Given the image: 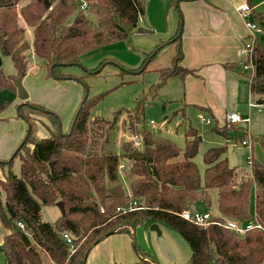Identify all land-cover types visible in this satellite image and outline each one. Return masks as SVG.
Returning a JSON list of instances; mask_svg holds the SVG:
<instances>
[{
    "label": "trees",
    "instance_id": "16d2710c",
    "mask_svg": "<svg viewBox=\"0 0 264 264\" xmlns=\"http://www.w3.org/2000/svg\"><path fill=\"white\" fill-rule=\"evenodd\" d=\"M83 3L87 4L90 16L82 9ZM146 3L147 0H0V88L16 90V79L25 77L29 69V44L21 20L33 30L34 52L45 61L48 77L85 87L72 129L71 123L63 132L59 116L46 112L52 117L49 138L35 137L36 125L28 114L44 113L45 108L29 101L18 106L17 117L30 130L27 129L17 154L0 161V165L11 167L14 158L19 156L21 160L19 177L9 170L0 180V222L9 231L0 244L5 264H85L97 244L117 233L131 235L133 248L143 264H159L140 251L136 242L134 231L146 221L178 232L192 250L191 264H264V231L253 229L239 236L225 228L226 221L248 223L254 216L264 228L263 164L251 155L248 174L223 158L227 147L212 148L204 155L203 180L195 162L201 144L197 129L189 124L185 147L179 148L172 140L145 128L143 101L135 110L126 111L123 125L129 120L132 137L124 144L123 154H115L107 147L108 135L115 130L122 112L118 111L113 120L92 119L91 110L104 95L91 98L82 78L58 73L61 67L80 66L81 58L90 52L127 41L134 33H149L139 25ZM260 19L264 30V13ZM180 30L181 27L158 48L160 51L175 44L177 55L171 68L160 70L161 82L156 88L171 78L180 76L184 80L195 75L193 70L180 65L184 57ZM157 53L148 54L143 66L132 71L145 72ZM3 56L11 57L17 70L15 76L3 73ZM106 65L108 62L92 74L101 73ZM253 67L251 95L256 105L264 106V33L255 43ZM9 104H0V115ZM213 131L227 141L231 132L242 134L244 140L250 135L241 123L227 121L221 126L217 124ZM134 137H140L139 145ZM250 137L264 149V135ZM123 161L125 168L121 171ZM120 173L129 180V190L120 183ZM212 190L217 192L219 210V216H213L212 221L220 225L203 228L182 218L183 211L199 202L210 206ZM253 190L254 216L250 213ZM59 202L64 204L65 214L54 223L44 222L43 208ZM134 202L138 209H131ZM19 222L24 229L17 225ZM64 234L72 237L73 245L67 243Z\"/></svg>",
    "mask_w": 264,
    "mask_h": 264
},
{
    "label": "rangeland",
    "instance_id": "374dc122",
    "mask_svg": "<svg viewBox=\"0 0 264 264\" xmlns=\"http://www.w3.org/2000/svg\"><path fill=\"white\" fill-rule=\"evenodd\" d=\"M147 1L149 2V0ZM253 5L257 8L258 13H264V0H253ZM167 6V9H161L154 4L146 3L145 22L148 23L150 17L159 15L164 19L161 20L159 25V27L164 25V29L159 28L161 31L167 30L168 24L172 22L173 14H176L180 18L179 20L182 17L185 22L182 9L176 10L175 6H170V9L172 8L170 11L169 4ZM85 11L90 16L87 12L88 10ZM261 14L258 16L261 17ZM21 26L26 28V40L29 44V49L26 52L29 69L23 85L30 95L29 102L39 104L45 108L42 110L44 113L38 111H30L28 113L36 125L35 137L40 140L49 138L52 135L49 130V128H53L52 117L46 112L56 113L60 118L61 130L63 132L68 130L81 105L85 87L73 81H58L50 76H46L45 79L47 74L43 75L45 61L35 55L33 30L23 20H21ZM142 27L145 26L142 25ZM154 30V28L149 29L150 33L141 37H131L127 41L118 42L103 49L90 52L81 58L80 66L61 67L59 69L58 73L82 78L83 83L87 86L88 91L86 94L89 97L94 98L104 95L103 100L91 110L92 119L113 120L118 111L122 112L117 117L115 130L108 135L107 147L115 154H123L124 144L130 141L132 137L128 129L129 120L126 125H123V121L128 116L126 111L135 110L139 103L143 101V104L145 102V109L142 118L145 128L172 140L179 148L184 149L185 147V132L189 124L197 129L201 135V144L195 157V162L199 167L203 180L206 168L204 155L212 148L227 147L223 158H227L231 166L239 167L248 174L251 173V163L249 161L251 155L264 165V149L260 143H253L250 137L251 135L256 137L264 135V111L259 113L258 109L260 107L258 105H256L258 108H254V113L251 116L252 126L250 127V123H246V127L250 130V135H248L250 145L244 146L242 144L244 140L242 134L231 132L229 133L230 139L227 141L226 137L213 131L216 126V119L210 113L194 106H185L184 84L180 76L171 78L164 85L156 88L161 82L160 70L173 66L174 58L177 55V46L175 44L167 45L158 51L161 44L169 42L172 38L157 34V30L152 33ZM155 40L156 42H154ZM150 53H152L151 56L155 53L157 55L148 63L146 71L143 73H139L140 71L133 72L132 70L143 66L144 60ZM2 61L3 73L6 76H15L17 70L11 57L3 56ZM104 62H108V65L101 73L92 74V71L103 65ZM253 74L252 66L247 71H244L246 78L251 77ZM19 100L17 91L8 87L0 88V104L10 103L8 109L2 114L5 122L10 123L9 118L12 117L18 118L17 110L18 106L21 105ZM203 118L209 119L211 123H207ZM151 121L156 124L154 128L151 125ZM20 122L24 126L23 121L21 120ZM15 129L16 127H13V131ZM26 133L27 126L25 135L19 145L26 137ZM9 170L18 177L21 175V160L19 156L13 159L11 167L4 165L2 171L0 166V178L3 175L7 176ZM119 181L125 190H129V180L123 173H120ZM254 199L255 192L253 190L250 200L251 215H254ZM2 200H5V194H2ZM192 210L210 212L212 216L218 217L216 190L211 191L210 206L205 202H199L193 206ZM60 215L61 212L57 206L44 207L42 220L47 223H54ZM152 225V222L146 221L145 224L139 225L135 229V238L140 251L154 256L159 264H190L191 250L185 239L178 232L165 225H163L164 234L158 236L151 230ZM4 234L5 227L0 222V239L4 237ZM172 236H177L176 238L179 239L174 237L172 239ZM168 245H170L171 249L168 248ZM132 249L135 252L133 242ZM135 256H138L136 252ZM0 264H5V258L1 251ZM138 264H141L140 261Z\"/></svg>",
    "mask_w": 264,
    "mask_h": 264
},
{
    "label": "crops",
    "instance_id": "0c3cea01",
    "mask_svg": "<svg viewBox=\"0 0 264 264\" xmlns=\"http://www.w3.org/2000/svg\"><path fill=\"white\" fill-rule=\"evenodd\" d=\"M147 3L161 9H167L169 4V9L170 6H175L176 10L182 9L184 12L185 22L181 16L179 20L180 18L173 14L172 22L164 31L160 30L164 29V25L159 27L161 20H164L159 15L150 17L147 23L144 18L145 12L143 20L140 19L143 23L140 22L139 25L145 26L146 28H142L147 30L154 28L152 33L157 30V34L170 38H173L181 27L184 57L180 65L195 72V75L187 76L184 80L181 78L184 84L185 106H194L210 113L216 119V125L220 126L225 122L228 113H237L243 119H250L251 127V116L257 106L250 90L253 75L247 78L244 75V71L248 69L246 68L248 62L243 54L245 44L250 42L251 38L238 7L248 4L252 8L249 19L262 26L259 17L261 13H258L253 5V0H149ZM144 34L148 33H134L131 37H141ZM262 35L256 36L255 43L262 39ZM45 73H47L46 66L43 75ZM46 76L48 73L45 79ZM259 107V113H263L264 106L259 105ZM14 118H9L10 123H7L4 116L0 115V160L6 161L11 155L13 156L25 135L27 124L19 117L15 118L17 121ZM241 126L246 127V122H242ZM13 127H16L14 131ZM248 131L250 133V130ZM0 166L3 171V166ZM3 179L4 175L0 180ZM157 224L161 233L153 232L161 236L164 234V228L162 224ZM8 233L5 228L0 244ZM173 237L177 236H172V239ZM131 238V235L126 233H117L104 238L91 250L85 264H138L139 261L143 264L140 258L135 256ZM168 248L171 249L170 245ZM191 255L192 250L190 258ZM151 258L155 259L154 256Z\"/></svg>",
    "mask_w": 264,
    "mask_h": 264
},
{
    "label": "built area",
    "instance_id": "2783aa9c",
    "mask_svg": "<svg viewBox=\"0 0 264 264\" xmlns=\"http://www.w3.org/2000/svg\"><path fill=\"white\" fill-rule=\"evenodd\" d=\"M82 9L83 10H88V6L86 3L82 4ZM238 11L241 13V17L244 20L245 26L246 28L250 31V42L245 44V49L243 51V54L246 58V61L248 62V64L246 65V68H249L250 66H252L253 70V53L255 50V39L256 36H260L264 33V30L262 28V26L259 23H256L254 21H251L249 19V16L252 13V8L248 5V4H244L241 5L240 7H238ZM204 119V118H203ZM207 123H210L211 121L209 119H204ZM229 123H242V122H246L249 123L250 119H243L239 114L237 113H228L226 115V120ZM151 125L154 128L155 127V123L153 121H151ZM134 140L136 142V145H139L141 143V139L140 137H134ZM242 144L244 146H249L250 145V140L249 138L247 140H244L242 142ZM125 168V163L124 161L122 162L120 169L121 171H123ZM137 202L133 203V207L134 209H138L136 208ZM130 209V211H131ZM182 218L185 219L188 222H191L199 227H203V228H207L209 227L211 224H216V225H220L219 222H213L212 221V215L210 212H199V211H193L192 209L189 210H185L182 213ZM254 216V215H253ZM21 229H24V224H22V222H19L17 224ZM225 228L235 232L237 235L239 236H245V234L253 229H259L261 231H264L263 226L256 220L255 216L253 217L252 221L248 222V223H239L236 221H226L225 223ZM63 238L65 240H67V243L70 245H73V241H72V237L69 234H64ZM74 248L72 246V252H74Z\"/></svg>",
    "mask_w": 264,
    "mask_h": 264
},
{
    "label": "water",
    "instance_id": "95a60500",
    "mask_svg": "<svg viewBox=\"0 0 264 264\" xmlns=\"http://www.w3.org/2000/svg\"><path fill=\"white\" fill-rule=\"evenodd\" d=\"M187 1H190V0H187ZM180 34H181V32H180ZM23 79H24V76H23V75L19 76V77L16 79V82H15V84H16V85H15V89H16V91H17V93H18V96H19L20 101H21L22 103H26V102L29 101L30 95H29L28 91L25 89V87H24V85H23ZM80 109H81V105H80V107L78 108V110H77V112H76V115H75V117H74V120L72 121L71 129H72V127H73L74 124H75V121H76L77 116H78V114H79V112H80ZM29 130H30V129H28V131H29ZM26 137H27V135H26ZM26 137L24 138L23 142H22L21 145L17 148V150L15 151V153H14L13 155L17 154V152L20 150L21 146H22V145L24 144V142H25ZM12 157H13V156H12ZM53 166H54V163H51V168H52ZM56 206L59 208L61 214H65V207H64V204H63L62 202L57 203ZM151 230L157 232L158 234L161 233L160 228H159V226H158L157 223H154V224L151 226Z\"/></svg>",
    "mask_w": 264,
    "mask_h": 264
}]
</instances>
